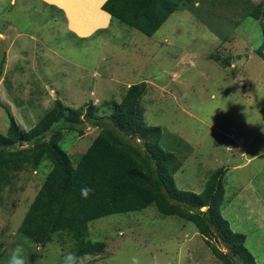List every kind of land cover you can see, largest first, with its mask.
<instances>
[{
  "label": "rangeland",
  "instance_id": "rangeland-1",
  "mask_svg": "<svg viewBox=\"0 0 264 264\" xmlns=\"http://www.w3.org/2000/svg\"><path fill=\"white\" fill-rule=\"evenodd\" d=\"M261 1L167 0L170 14L150 35L112 20L81 39L50 4L66 11L78 33L105 25L101 11L66 0H0V134L8 112L27 131L56 101L81 111V119L89 106L110 117L127 89L144 83L143 121L160 127L162 147L181 160L176 187L200 193L212 171L225 169L219 214L244 237L253 264H264V61L255 53L259 20L248 16ZM99 132L87 122L81 135L63 133L55 141L74 167ZM49 169L45 160L0 185V264L18 244L25 264H61L67 253L76 255L64 233L42 246L19 231ZM87 228L86 240L104 246L76 255L78 264H223L193 223L162 216L154 205ZM210 242L226 251L215 238Z\"/></svg>",
  "mask_w": 264,
  "mask_h": 264
},
{
  "label": "trees",
  "instance_id": "trees-1",
  "mask_svg": "<svg viewBox=\"0 0 264 264\" xmlns=\"http://www.w3.org/2000/svg\"><path fill=\"white\" fill-rule=\"evenodd\" d=\"M102 9L111 21L147 35L170 14L167 0H106ZM248 16L259 20L262 43L255 53L264 61V0L252 7ZM145 26L152 28L146 31ZM221 63L229 66L226 61ZM145 93L144 83L128 88L122 105L116 106L110 117L96 116L95 107L89 106L81 119V111L56 101L27 131L7 113L8 128L0 134V185L11 184L13 172L27 166L37 169L47 160L50 167L21 222L20 234L44 246L54 234L64 233L75 242L76 255H94L104 245L86 240L89 222L154 205L162 216H178L193 223L212 255L223 264H253L244 237L232 233L219 214L225 169L212 171L200 193L178 189L174 175L181 160L162 147L160 127L144 123L140 101ZM60 121L59 128L54 126ZM87 122L100 132L73 167L58 142L63 133L81 135ZM85 186L91 188L87 196L81 194ZM211 237L226 251L213 245Z\"/></svg>",
  "mask_w": 264,
  "mask_h": 264
},
{
  "label": "crops",
  "instance_id": "crops-1",
  "mask_svg": "<svg viewBox=\"0 0 264 264\" xmlns=\"http://www.w3.org/2000/svg\"><path fill=\"white\" fill-rule=\"evenodd\" d=\"M66 1H69L70 4H73V6H76V7H78L77 3H80V4H83L84 7L90 8V10H96V12L97 11H101L106 17L105 25L96 26V27L90 29V31L88 33H78L76 31V26H74L73 28L70 26V21H69V18H68V15H67L66 11L64 9L54 5V4L48 3V4H50V6L59 8V9H61L63 11L64 18L66 20V28H67V30L75 33V35L77 37H79L81 39L88 38L89 36L93 35L98 30L107 29L109 27V25L111 24V16H110V14L105 12L102 9V5L104 4V2L106 0H66ZM83 9H86V8H83Z\"/></svg>",
  "mask_w": 264,
  "mask_h": 264
},
{
  "label": "clouds",
  "instance_id": "clouds-1",
  "mask_svg": "<svg viewBox=\"0 0 264 264\" xmlns=\"http://www.w3.org/2000/svg\"><path fill=\"white\" fill-rule=\"evenodd\" d=\"M90 191L91 188L85 186L81 189V194L87 196ZM22 251V246L19 244L10 249L6 264H25V258ZM78 260L79 258L74 253L69 252L62 258L61 264H78Z\"/></svg>",
  "mask_w": 264,
  "mask_h": 264
}]
</instances>
